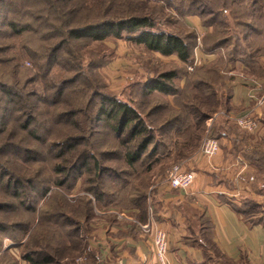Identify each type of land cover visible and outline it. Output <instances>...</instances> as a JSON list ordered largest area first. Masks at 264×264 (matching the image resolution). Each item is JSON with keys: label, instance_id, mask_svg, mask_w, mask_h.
I'll use <instances>...</instances> for the list:
<instances>
[{"label": "rangeland", "instance_id": "1", "mask_svg": "<svg viewBox=\"0 0 264 264\" xmlns=\"http://www.w3.org/2000/svg\"><path fill=\"white\" fill-rule=\"evenodd\" d=\"M138 1L150 4L149 12L157 9L159 29L185 34L186 22L194 28V24L188 21L198 16L197 9L207 10L216 0H201L196 9L181 5L180 13H187L184 18H180L181 20L177 13L166 9L170 1L175 3L177 0ZM57 4L60 6L59 3ZM175 5L177 6V3ZM41 15L44 17V21L39 23L38 28L41 38L30 32L21 36L12 35L2 23L3 15L0 16V63L10 59L9 57L16 56L15 59L29 72L27 76L29 82L23 84L24 86L21 85L24 97L37 91L41 99L38 103L39 114L34 123L39 140H33L23 132H20V135H23L21 139L18 132L16 139L8 140L12 144L7 143L6 150L0 146V169L5 170L6 173L20 175L26 182H24L26 187L22 190L25 195L24 206H20L19 200H12L6 195L3 189L4 182L0 183V205L6 207L0 211V264H12V257L17 258V264H28L22 260L25 248L27 246L41 247L38 243L36 245L30 243L34 238L39 219L43 215L42 212H44L45 220L58 224V229L65 231L68 236L71 235V217L75 218L79 222L77 231L85 234L88 226L84 225L83 219L71 216V206H78L83 199L92 200L96 219H103L105 217L103 214L109 213L107 214L109 216L112 212L124 213L135 218L133 211H130L131 200H133L130 196L134 195V190L142 189L145 195L143 203L147 205L148 210L147 215L154 217L160 198L157 192L169 185L167 178L171 168L181 165L184 170L193 172L195 167H203L198 166L196 161L201 155L200 148L204 139L216 138L217 130L220 131V124L223 125L224 121H227L225 123L228 125L235 124L225 117V114L235 115L236 113H233L235 110L228 111L224 107L213 106L218 110L210 115L209 113L212 112L208 107L196 101L195 93L197 96L204 97L203 94L209 90L202 86L196 92L193 85L196 78H192L195 71L188 73L189 65H184L176 56L165 57L158 53L151 54L143 47L125 39H110L103 44L89 43V40H83L81 43L68 40L65 44H59L66 30L62 27L64 25L69 27L70 23L73 25V15H66L62 19L58 16L57 20L53 17L52 21L47 14ZM82 15L78 14V17ZM197 18L199 19V16ZM213 18L216 16L207 15L203 19L211 22ZM22 21L31 23V27L33 26L29 15L25 14ZM212 29L213 27L210 32ZM54 33H56L55 36H52ZM204 36L205 34L199 35L200 45L203 44ZM41 41H45L46 47L57 45L58 50L54 54L56 62L47 63L46 51L41 50L42 52L36 53L37 57H33L24 54L21 49L27 43L37 48ZM190 43L195 53V40H190ZM200 45L196 50L198 57L196 66L212 67L216 57L210 58L206 54L207 50L202 51ZM211 48L212 46L208 49ZM69 52L71 54H68ZM239 52H242V49ZM197 54H201V57ZM237 66L242 67V63L239 61L233 71L237 69ZM0 68L4 69V66L0 64ZM168 71H176L179 74L175 80L176 85L180 87L178 93L165 95L143 89V85L149 79ZM64 80L70 83L63 85L64 94L58 96L53 87ZM212 85L217 87L213 82ZM259 90L261 92L262 87L258 88L257 94ZM106 97L134 108L148 129V133L144 132V135L153 137V142L148 145L142 159L134 168L127 165L124 159L126 146L120 143L128 141L130 133L119 137L111 128L113 121L106 118L100 121L94 119V112L100 106L102 99ZM26 99L30 102L35 101L32 98ZM186 103H194L198 106L197 112L193 108H187ZM4 105L6 106L4 97L0 93V107L4 108ZM0 113L4 115L2 110ZM257 117L260 119L264 117V108L260 110V113L257 112ZM246 134L249 140L254 137ZM136 142L132 141L130 145H136ZM220 144L225 146L223 141ZM90 155L95 157L89 159V170L82 168L75 171V165H80ZM208 162L211 163V161ZM95 164H99L101 168H94ZM54 165L65 166L67 170L61 174L56 173L53 170ZM92 169L94 171L91 173ZM212 169L209 168L208 171ZM252 172L256 175V179L251 180L252 190L248 194L244 195L241 189L239 192L231 189L229 193L232 195L227 196L238 197L239 202L234 201L238 207L246 210L247 217L252 215L251 205L245 204L254 203L256 207L253 208V216L259 214L258 216L264 219L263 181L261 182L258 178L256 167H253ZM57 181L60 182L59 185H55ZM42 186L49 189L47 195L40 194L41 190H36ZM92 187H98L100 200L94 196ZM229 189L223 188V191ZM257 192L260 195L256 198L254 194ZM259 201H261L260 205L257 204ZM110 202L114 205L110 206ZM116 204L119 206L116 207ZM28 207L35 208V213L27 211ZM136 212L139 213V210ZM25 227L28 228L25 229ZM86 254L84 252L78 256ZM214 261L218 262L216 258Z\"/></svg>", "mask_w": 264, "mask_h": 264}, {"label": "trees", "instance_id": "2", "mask_svg": "<svg viewBox=\"0 0 264 264\" xmlns=\"http://www.w3.org/2000/svg\"><path fill=\"white\" fill-rule=\"evenodd\" d=\"M200 1L177 0L175 3L170 1L171 3L166 9L168 8L173 13H177L179 20H181L180 18H184L187 13H180L179 7L181 5L187 7L188 5L196 9ZM176 3L177 6L175 5ZM150 6V4L138 0H0V16L3 15L2 23L12 35L21 36L26 32H30L40 37L42 35L38 30L39 23L44 21V17L41 14H47L51 21L53 17L57 20L58 16L59 19H62L66 15H73V25L70 23L69 27L67 25L62 27H65L66 30H64L65 28L62 29L65 31V35L61 37L59 44H65L68 40L77 43L89 40V43L103 44L110 39H125L130 43L143 47L148 53H158L165 57L176 56L184 65H195V73L191 77L196 78L194 79L195 84H193L196 92L202 86H205L209 90L203 94L204 97L197 96L195 93V99L203 106L206 105L208 107L212 112L209 113L210 115L218 110L213 106H217L218 108L224 107L228 111L233 110L231 105L233 91L228 87L227 81L233 79L231 73L239 61L242 63L241 72L243 75L250 80L261 82V92L264 94V0H216L207 10L203 11L201 8H198L196 11L198 14H196L199 16L201 25L207 27V30L209 29L201 45L199 44L198 32L196 29L191 28L187 22L185 34L159 29L157 27L159 12L157 9L149 12L148 7ZM25 14L31 17L33 22L32 27L31 23L22 21ZM78 14L83 15L78 17ZM207 15L216 16V18H213L214 20H211V22H207L203 19ZM257 18H259L258 21ZM211 27L213 29L210 32ZM55 34L52 36H55ZM192 39L195 40V53H193L190 43ZM44 42L41 41L40 44L42 45L38 44L37 48L31 43H27L21 49L24 54L32 55L33 57H37L39 52L46 51L45 59L47 63L50 61L56 62L54 54L58 50L57 45H48L46 47ZM199 45L202 47V51L207 50L206 54L210 58L216 57L212 62V67L196 66L195 63L198 59L196 50ZM211 46L212 48L208 49ZM241 49L242 52H239ZM68 54H71V52ZM9 58L0 63L4 66V69L0 68V93L3 95L4 103L6 104L4 108L0 107V112L1 110L4 112V115L0 113V146L3 150L7 149V143L8 145L12 144L8 140L17 138L18 132L19 135L21 134L20 132H23L33 140L38 141L40 138L34 127V123L39 114L38 103L41 99L38 92L34 91L26 98H32L35 101H27L24 97V92H22L21 85L29 82L27 77L29 72L15 59L16 56ZM178 75L176 71L161 73L158 77L149 79L143 85V89L147 92L175 95L178 93V89H180L179 85L175 83ZM183 76L186 77V75ZM212 82L217 87H214ZM68 83H70L68 80L60 81L57 86L53 87L58 96L64 94L63 85ZM44 102L50 105L47 101ZM185 106L189 109L193 108L197 112L198 106L194 103H186ZM102 118L113 121L114 124H112L111 128L119 137L128 132L130 133L128 141L120 143L124 147L126 146L124 159L127 165L130 168L136 167V164L145 154L148 145L153 142V137L144 135V132L148 133V129L145 127L140 115L129 105L106 97L102 99L100 106L94 112L95 121H100ZM260 120L264 125V117ZM225 122L227 121H224L223 125L220 124V131L217 130L216 139L219 142L225 138L235 139L233 147L234 155L238 156L242 154L250 161L252 166L256 167L259 175L258 178L261 182L263 181L264 188V136L261 141L251 145L247 139L245 130L235 124L228 125ZM20 136L23 139V135ZM132 141H137L136 145H130ZM250 145L251 148L248 151ZM68 148H71V146H68ZM91 157L95 156L90 155L80 165H75L74 170L77 171L82 168L89 170V159ZM93 166L97 169L101 168L99 164ZM53 170L61 174L67 169L65 166L54 165ZM93 171L92 169L91 173ZM2 182H4L3 189L5 194L10 196L12 200H19L20 206H24L25 195L22 191L26 187L24 179L20 175L6 173L5 170H2L0 171V183ZM59 184V181L55 183V185ZM36 190H41L37 192L42 195H47L49 191L44 186ZM92 190L96 199L100 200L101 195L98 187H92ZM134 192V195L130 196L133 198L131 200L132 204H130V211H133V215L140 222H146L148 210L147 205L145 206L143 203L145 195L142 193V189L134 190ZM111 203H109L110 206L114 205V203ZM245 205H251V217H247L246 210H239L245 215L248 222L255 224L264 220L258 216L259 214L253 216V208L256 207L254 203H247ZM4 208L6 207L0 205V211ZM26 210L35 213V208L33 207H28ZM136 210H139V213ZM42 214L44 215V212ZM107 214L109 213H106L103 219L113 222L115 216H108ZM43 215L39 219L40 222L34 232V238L30 243L33 245L38 243L41 247L27 246L28 248H25L22 260L28 264H75V258L85 252L89 255L92 262L96 261L95 251L84 238L94 230L93 224H97L101 220L95 218L91 199H83L78 206H71V216L81 217L84 225L88 226L85 234L80 233L79 230L77 231L76 228L79 227V222L75 218L71 217V235L68 236L65 231L58 229V224L50 223V221L45 220ZM1 227L4 228L5 226ZM202 242L204 245L202 243L200 245L203 247L207 257L205 264H216L215 258L223 259L224 255L213 243L208 232L204 234ZM11 261H13L12 264H17L18 260L16 257H12ZM243 262L245 263V261Z\"/></svg>", "mask_w": 264, "mask_h": 264}, {"label": "crops", "instance_id": "3", "mask_svg": "<svg viewBox=\"0 0 264 264\" xmlns=\"http://www.w3.org/2000/svg\"><path fill=\"white\" fill-rule=\"evenodd\" d=\"M191 20L188 22L194 24L199 35L209 31L197 17ZM241 71L242 67L237 66L231 73L233 79L227 81L233 91V113L238 116L253 107L255 102L250 95L261 84ZM263 136L262 124L257 135L248 141L254 145ZM222 141L225 146L211 163L199 155L196 164L203 167H195V180L189 189L177 190L166 185L157 192L160 198L153 218L167 231L171 264H205L207 257L200 243L203 244L206 232L224 255L216 264H264V220L251 224L237 206L238 197L227 196L232 195L231 189L237 192L241 189L244 195L252 190L251 180L256 179L254 166L242 154L234 155V138ZM223 188L230 189L223 191ZM259 195L254 194L256 198ZM120 214L124 213L112 212L113 222L101 219L93 224L94 230L87 237L83 236L95 251L96 261L92 262L86 254L78 256L75 264H157L151 236L140 229L133 216Z\"/></svg>", "mask_w": 264, "mask_h": 264}, {"label": "built area", "instance_id": "4", "mask_svg": "<svg viewBox=\"0 0 264 264\" xmlns=\"http://www.w3.org/2000/svg\"><path fill=\"white\" fill-rule=\"evenodd\" d=\"M197 63L198 59L195 64L197 65ZM194 66H189V71H193ZM258 88H261V84L258 85L256 89ZM250 98L253 102H255L251 109L239 116L225 114V117L241 129L245 130V132L249 135L256 136L260 127H262V122L260 118L257 117V112L260 113V110L264 108V94H262L260 90L257 94L256 90H254L251 93ZM220 150L221 145L219 140L214 137H208L202 142L200 154L211 161L220 153ZM167 179L171 188L177 190H187L193 185L195 175L193 172L184 170L181 165H175L169 171ZM120 216L124 217L125 215L120 214ZM133 221L145 234H149L151 236L157 264H171L167 231L154 220L152 215L148 217L146 222H140L136 219H133Z\"/></svg>", "mask_w": 264, "mask_h": 264}]
</instances>
